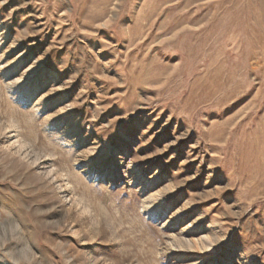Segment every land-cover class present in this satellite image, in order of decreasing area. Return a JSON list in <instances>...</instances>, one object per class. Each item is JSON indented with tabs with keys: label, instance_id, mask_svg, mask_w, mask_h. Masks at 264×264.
Here are the masks:
<instances>
[{
	"label": "rangeland",
	"instance_id": "1",
	"mask_svg": "<svg viewBox=\"0 0 264 264\" xmlns=\"http://www.w3.org/2000/svg\"><path fill=\"white\" fill-rule=\"evenodd\" d=\"M0 264H264V0H0Z\"/></svg>",
	"mask_w": 264,
	"mask_h": 264
}]
</instances>
